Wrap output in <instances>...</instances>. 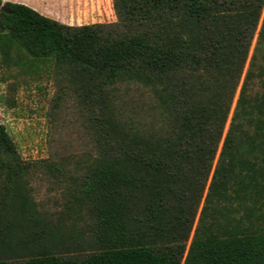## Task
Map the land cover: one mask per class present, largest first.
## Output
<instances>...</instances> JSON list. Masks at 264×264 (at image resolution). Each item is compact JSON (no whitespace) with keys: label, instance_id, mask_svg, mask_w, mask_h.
Listing matches in <instances>:
<instances>
[{"label":"trees","instance_id":"16d2710c","mask_svg":"<svg viewBox=\"0 0 264 264\" xmlns=\"http://www.w3.org/2000/svg\"><path fill=\"white\" fill-rule=\"evenodd\" d=\"M111 6L113 22L69 26L0 0V65L69 77L91 107L96 147L73 196L93 250L62 256L36 246L32 228L15 264H264V0ZM119 81L149 91L153 124L132 130L95 112ZM28 166L0 124L8 231L32 216Z\"/></svg>","mask_w":264,"mask_h":264},{"label":"rangeland","instance_id":"374dc122","mask_svg":"<svg viewBox=\"0 0 264 264\" xmlns=\"http://www.w3.org/2000/svg\"><path fill=\"white\" fill-rule=\"evenodd\" d=\"M89 1L77 0L75 6L87 8ZM98 2L101 14L96 20L115 21L111 0ZM108 91L96 113L111 115L132 130L154 123V102L146 88L119 81ZM90 108L69 77L52 67L29 72L20 66L0 65V124L21 160L29 164L22 179L32 213L27 222L17 220L23 230L15 226L9 231L3 224L10 216L0 213V259L6 264L21 261L34 245L27 240L32 228L40 236L36 246L46 245L62 256L77 259L93 250L92 221L73 198L79 194L84 162L96 152L88 122ZM1 185L0 181V189Z\"/></svg>","mask_w":264,"mask_h":264},{"label":"crops","instance_id":"0c3cea01","mask_svg":"<svg viewBox=\"0 0 264 264\" xmlns=\"http://www.w3.org/2000/svg\"><path fill=\"white\" fill-rule=\"evenodd\" d=\"M19 3L32 10L62 24L78 26L83 24L99 23L96 20L101 14L98 0H90L89 7H77V0H1ZM72 6V7H71Z\"/></svg>","mask_w":264,"mask_h":264}]
</instances>
